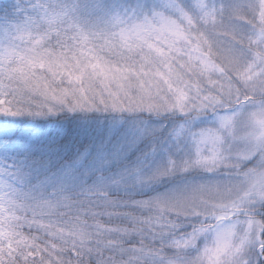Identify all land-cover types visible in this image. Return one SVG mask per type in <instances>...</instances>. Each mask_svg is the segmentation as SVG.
I'll use <instances>...</instances> for the list:
<instances>
[{
  "label": "snow or ice",
  "instance_id": "6c2138e0",
  "mask_svg": "<svg viewBox=\"0 0 264 264\" xmlns=\"http://www.w3.org/2000/svg\"><path fill=\"white\" fill-rule=\"evenodd\" d=\"M0 264H264V0H0Z\"/></svg>",
  "mask_w": 264,
  "mask_h": 264
}]
</instances>
